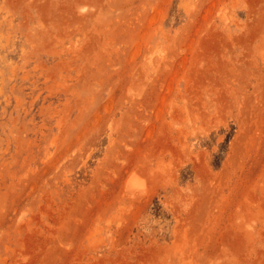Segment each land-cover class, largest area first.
Here are the masks:
<instances>
[{
    "label": "rangeland",
    "instance_id": "rangeland-1",
    "mask_svg": "<svg viewBox=\"0 0 264 264\" xmlns=\"http://www.w3.org/2000/svg\"><path fill=\"white\" fill-rule=\"evenodd\" d=\"M0 264H264V0H0Z\"/></svg>",
    "mask_w": 264,
    "mask_h": 264
},
{
    "label": "bare ground",
    "instance_id": "bare-ground-1",
    "mask_svg": "<svg viewBox=\"0 0 264 264\" xmlns=\"http://www.w3.org/2000/svg\"><path fill=\"white\" fill-rule=\"evenodd\" d=\"M11 3H12V1H11ZM10 4V3H9ZM37 5V4H36ZM11 8V7H10ZM15 9V8H14ZM11 11V10H10ZM23 12V11H22ZM14 15H15V13H13ZM41 14V13H40ZM14 17V16H13ZM12 25V24H11Z\"/></svg>",
    "mask_w": 264,
    "mask_h": 264
}]
</instances>
